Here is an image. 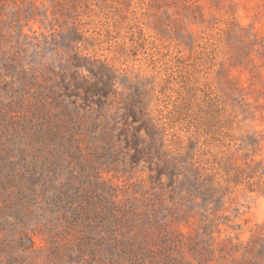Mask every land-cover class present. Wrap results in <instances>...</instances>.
<instances>
[{
	"label": "rangeland",
	"instance_id": "obj_1",
	"mask_svg": "<svg viewBox=\"0 0 264 264\" xmlns=\"http://www.w3.org/2000/svg\"><path fill=\"white\" fill-rule=\"evenodd\" d=\"M0 264H264V0H0Z\"/></svg>",
	"mask_w": 264,
	"mask_h": 264
}]
</instances>
